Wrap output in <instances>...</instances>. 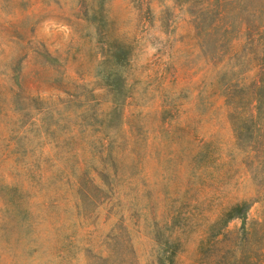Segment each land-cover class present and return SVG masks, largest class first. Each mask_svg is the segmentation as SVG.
Masks as SVG:
<instances>
[{
  "label": "rangeland",
  "instance_id": "374dc122",
  "mask_svg": "<svg viewBox=\"0 0 264 264\" xmlns=\"http://www.w3.org/2000/svg\"><path fill=\"white\" fill-rule=\"evenodd\" d=\"M263 66L264 0H0V264H264Z\"/></svg>",
  "mask_w": 264,
  "mask_h": 264
},
{
  "label": "trees",
  "instance_id": "16d2710c",
  "mask_svg": "<svg viewBox=\"0 0 264 264\" xmlns=\"http://www.w3.org/2000/svg\"><path fill=\"white\" fill-rule=\"evenodd\" d=\"M255 88H256V92H257V97H256V101L257 104L253 107L254 110H256L259 114L260 113H264V94H262V92L264 91V66L260 68L259 73H258V77L257 80L255 82ZM256 116V114H252L251 117ZM247 120L243 119L241 121V123L237 124L235 127L236 133H237V137L239 139H243L244 136L246 135V132L248 131L247 129ZM172 257L168 258L167 261L169 264H174L173 263V255H171Z\"/></svg>",
  "mask_w": 264,
  "mask_h": 264
}]
</instances>
